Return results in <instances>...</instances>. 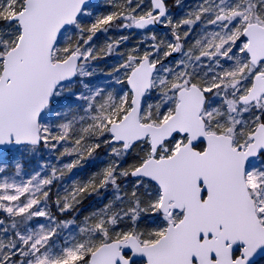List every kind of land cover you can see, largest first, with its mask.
Segmentation results:
<instances>
[{
  "label": "snow or ice",
  "instance_id": "6c2138e0",
  "mask_svg": "<svg viewBox=\"0 0 264 264\" xmlns=\"http://www.w3.org/2000/svg\"><path fill=\"white\" fill-rule=\"evenodd\" d=\"M0 264H264V0H0Z\"/></svg>",
  "mask_w": 264,
  "mask_h": 264
},
{
  "label": "trees",
  "instance_id": "16d2710c",
  "mask_svg": "<svg viewBox=\"0 0 264 264\" xmlns=\"http://www.w3.org/2000/svg\"><path fill=\"white\" fill-rule=\"evenodd\" d=\"M170 2H171V0H170Z\"/></svg>",
  "mask_w": 264,
  "mask_h": 264
}]
</instances>
